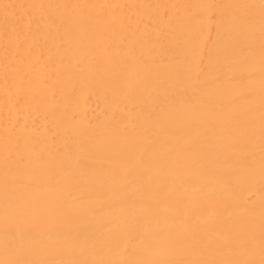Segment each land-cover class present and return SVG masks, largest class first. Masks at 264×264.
Instances as JSON below:
<instances>
[{"label":"bare ground","instance_id":"6f19581e","mask_svg":"<svg viewBox=\"0 0 264 264\" xmlns=\"http://www.w3.org/2000/svg\"><path fill=\"white\" fill-rule=\"evenodd\" d=\"M0 264H264V0H0Z\"/></svg>","mask_w":264,"mask_h":264}]
</instances>
